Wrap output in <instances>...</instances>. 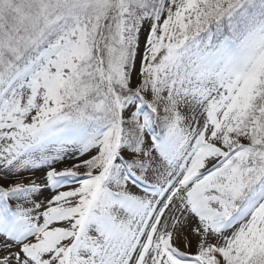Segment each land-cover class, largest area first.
Listing matches in <instances>:
<instances>
[{"label":"snow or ice","instance_id":"6c2138e0","mask_svg":"<svg viewBox=\"0 0 264 264\" xmlns=\"http://www.w3.org/2000/svg\"><path fill=\"white\" fill-rule=\"evenodd\" d=\"M0 264H264V0H0Z\"/></svg>","mask_w":264,"mask_h":264}]
</instances>
